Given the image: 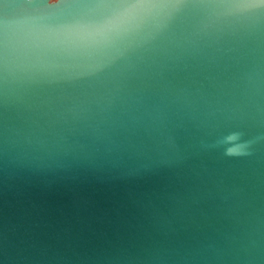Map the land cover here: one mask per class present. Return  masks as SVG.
Masks as SVG:
<instances>
[{
	"label": "water",
	"instance_id": "1",
	"mask_svg": "<svg viewBox=\"0 0 264 264\" xmlns=\"http://www.w3.org/2000/svg\"><path fill=\"white\" fill-rule=\"evenodd\" d=\"M222 2L74 82L0 70V264H264V0Z\"/></svg>",
	"mask_w": 264,
	"mask_h": 264
},
{
	"label": "clouds",
	"instance_id": "2",
	"mask_svg": "<svg viewBox=\"0 0 264 264\" xmlns=\"http://www.w3.org/2000/svg\"><path fill=\"white\" fill-rule=\"evenodd\" d=\"M48 3L62 6L55 13L40 12L33 0H18L0 13V70L26 85L74 82L91 75L123 56L133 43L165 30L186 7L185 0ZM204 7L243 15L255 4L223 0ZM252 145V140L240 139L230 151L247 154Z\"/></svg>",
	"mask_w": 264,
	"mask_h": 264
}]
</instances>
